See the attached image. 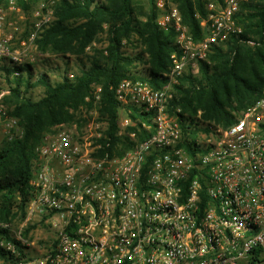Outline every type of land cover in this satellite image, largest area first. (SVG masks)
Segmentation results:
<instances>
[{"label":"built area","instance_id":"obj_1","mask_svg":"<svg viewBox=\"0 0 264 264\" xmlns=\"http://www.w3.org/2000/svg\"><path fill=\"white\" fill-rule=\"evenodd\" d=\"M59 1L37 4L27 38L10 31L19 30L10 15L24 17V10L14 0L0 6V68H34L28 48H37L56 21ZM245 1L209 0L204 37L197 41L178 6L156 0L158 25L175 30L178 50L160 87L126 78L115 88L118 134L135 144L122 155L110 152L107 118L55 125L35 149L26 219L21 231L10 233L17 243L0 238L5 252L27 256L2 263L249 264L256 254L264 256V96L234 112L228 127L170 112L180 79L208 61L214 46L243 32L236 14ZM143 65L137 67L141 75L147 73ZM92 96L100 102L102 86L95 85ZM136 111L142 118H132ZM0 122L7 139L19 136V120L1 97ZM42 222L50 234L36 255V242L21 232ZM1 228L10 232L11 224Z\"/></svg>","mask_w":264,"mask_h":264},{"label":"trees","instance_id":"obj_2","mask_svg":"<svg viewBox=\"0 0 264 264\" xmlns=\"http://www.w3.org/2000/svg\"><path fill=\"white\" fill-rule=\"evenodd\" d=\"M12 0H0L9 4ZM24 11L47 0H14ZM60 0L56 6V21L36 44L42 52L76 57L80 71L74 79L66 70L60 79L50 73H39L33 81L31 64L6 67L11 94L5 98L10 115L19 120L22 136L5 139L0 146V217L7 220L16 205L26 210L29 182L35 148L44 133L53 126L68 121L85 120L84 108L93 109L92 90L102 86L100 116L109 120L110 152L118 155L131 149L135 142L119 136V102L115 88L126 78L150 82L155 88L166 82L164 73L170 69L171 55L178 50L177 33L173 28L163 30L158 25L160 11L156 0ZM182 14L184 24L195 40L204 37L202 21L208 15L209 0H170ZM222 4L224 0H212ZM243 32L233 36L224 46L216 45L208 61L199 63V71L191 69L175 85L170 112L180 118L228 127L235 122L236 111H244L264 96V0H247L236 14ZM106 40L99 46L101 37ZM126 45L142 50L128 54ZM93 50L92 54L89 52ZM148 66L147 73L137 71L140 64ZM44 88L39 99L31 96L36 87ZM89 98V99H88ZM181 109L179 113L177 110ZM136 111L134 120L142 118ZM201 112L200 119L198 114ZM147 120L146 117H143ZM131 130H135L132 128ZM194 135L196 133H193ZM144 138V135L140 139ZM12 239L10 232L0 227V238ZM19 244V242H18ZM23 251L14 256L0 248V259L13 263L26 257ZM249 264H264V256L256 254Z\"/></svg>","mask_w":264,"mask_h":264},{"label":"rangeland","instance_id":"obj_3","mask_svg":"<svg viewBox=\"0 0 264 264\" xmlns=\"http://www.w3.org/2000/svg\"><path fill=\"white\" fill-rule=\"evenodd\" d=\"M10 4V3H9ZM9 4H2L1 6H8ZM140 4L144 7L147 6L148 1L147 0H140ZM37 6V4L32 5V7L27 10L24 11V17L22 14L19 13H12L10 15V19L12 22L15 23V26H17L19 28V30L14 31V29L10 30L12 32H16V35L21 36V37H25L27 38L30 31H31V13L32 10ZM106 35H103L101 37L100 42L98 43L99 46H102L104 44H102L105 40H106ZM106 45V44H105ZM104 45V46H105ZM17 47H21V45L18 43ZM125 50L127 51L128 54L130 53H135L137 51L142 50L141 48H135L132 45H126ZM93 50H91L89 53L92 54ZM27 53L31 56L30 58H33L34 62V77H33V81L37 80V76L39 73H44V72H48L50 73L49 75L52 77V79H60V75L68 70L69 73L74 72V73H78L81 69L80 67V62L78 61V59L76 57H72L71 58H63L62 56H58L56 54H51V53H46V52H42L39 50V48H35L34 46H30L28 48ZM141 67L143 68L144 65L141 63ZM195 71H199V64L198 66L195 68ZM13 80L15 78V76L13 74L8 75L5 71H3L2 68H0V97H1V103L4 104L6 110L8 111V114L10 115V106L5 102V98L7 96H9L11 94V90H10V82L9 79ZM44 88L42 86L36 87L35 89H33L31 91V96L34 99H39L44 95ZM93 108L91 110L88 111V109L85 107L83 112H84V119L85 120H91V119H99V120H105L106 118H102L100 116V113L98 111L100 104L95 103ZM95 111L97 112V114L95 113ZM151 117H153V114H150ZM68 122H73V121H68ZM54 127V126H53ZM53 127L46 131L44 133V136L48 133H51ZM3 129V123L0 122V146L3 144V141L5 139H7V137L5 136V134L2 132ZM18 135L22 136V129L20 127L19 131H18ZM43 136V137H44ZM18 137V136H17ZM38 146V145H37ZM36 146V147H37ZM36 149V148H35ZM15 207L12 208L11 210V214L9 216V218L7 220H4L0 217V227L3 223H10L11 224V229H10V233L12 235H15V233H17L18 231H21V226L23 224V222L26 219V210L21 211L19 208L16 207V205H14ZM50 234V229L47 226V224L45 222L42 223H38V224H34V225H30L27 228H23L21 235L24 239H30L31 241H35L36 242V247L33 248V252H35L34 254H41V251L43 250V248L45 247V244L47 243V239L49 237ZM32 252V251H31ZM3 260L0 259V264H5L2 263Z\"/></svg>","mask_w":264,"mask_h":264}]
</instances>
